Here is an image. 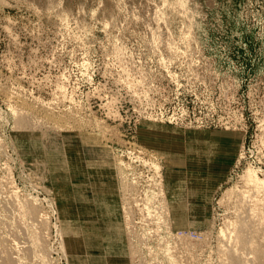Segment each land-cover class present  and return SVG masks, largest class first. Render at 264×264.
Segmentation results:
<instances>
[{"label": "rangeland", "instance_id": "obj_1", "mask_svg": "<svg viewBox=\"0 0 264 264\" xmlns=\"http://www.w3.org/2000/svg\"><path fill=\"white\" fill-rule=\"evenodd\" d=\"M0 245L264 264V0H0Z\"/></svg>", "mask_w": 264, "mask_h": 264}, {"label": "bare ground", "instance_id": "obj_2", "mask_svg": "<svg viewBox=\"0 0 264 264\" xmlns=\"http://www.w3.org/2000/svg\"><path fill=\"white\" fill-rule=\"evenodd\" d=\"M27 110V109H26ZM25 110V111H26ZM15 115V114H14ZM14 170V169H13ZM25 173V172H24ZM253 173V174H252ZM252 177H254L255 180L258 181H262L259 176L256 174V172H251L250 174ZM32 185V184H31ZM19 190V189H18ZM37 190V189H36ZM249 198V197H248ZM20 207L22 210L24 211H30L31 213L36 214L38 212V208L37 206L30 200H26L23 201L21 203H19ZM55 211V210H54ZM36 217V215L34 216ZM32 225H34V223H31ZM32 227V226H31ZM240 233L239 235H237L238 240L240 242H242L243 244H247L249 241V237H246V233H245V226H241L240 227ZM228 230V229H227ZM57 232V231H56ZM236 233V232H235ZM238 234V233H237ZM65 235V234H64ZM57 236V235H56ZM62 236V235H61ZM225 237V235H224ZM62 238V237H61ZM235 238V236H234ZM64 239V238H63ZM61 239V240H63ZM31 242H29L28 245L23 246L22 250L23 252L26 254L27 257L32 258L33 260H35V257L39 256V257H44L43 254V249H45L46 251H48L47 248V241L45 240V236H43L42 234H40V231L37 232L36 235H31L30 237ZM64 241V240H63ZM66 241V240H65ZM70 242V241H69ZM54 243V242H53ZM63 243V242H62ZM67 243V241H66ZM71 243V242H70ZM65 244V243H64ZM64 244H61V248L63 250V248L66 250V247L64 246ZM68 244V243H67ZM1 246V245H0ZM51 246V245H50ZM225 247V246H224ZM71 248V247H70ZM53 249V248H52ZM69 249V248H68ZM54 250V249H53ZM52 251V250H51ZM236 251V250H235ZM63 252H65L63 250ZM67 253V252H66ZM65 254V253H64ZM261 256V252L259 250L258 253ZM234 256H236L235 254H233ZM232 256L231 260L232 264H241L239 263V261L235 260L237 258ZM67 257V256H66ZM46 261V260H45ZM0 264H19L18 263V259H16L15 255L12 253V251L7 250L5 248H0Z\"/></svg>", "mask_w": 264, "mask_h": 264}]
</instances>
